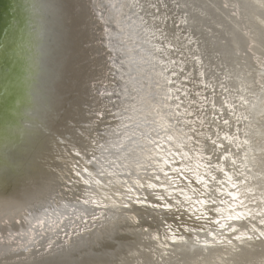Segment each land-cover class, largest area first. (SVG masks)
I'll return each mask as SVG.
<instances>
[{
	"label": "snow or ice",
	"instance_id": "1",
	"mask_svg": "<svg viewBox=\"0 0 264 264\" xmlns=\"http://www.w3.org/2000/svg\"><path fill=\"white\" fill-rule=\"evenodd\" d=\"M55 7L56 58L63 55L70 23L89 9L95 29L92 39L100 47L93 58L96 68L80 81L82 99L50 130L57 147L63 146L62 166H57L58 195L54 205L36 210H43L44 215L31 216L28 232L17 233L22 239L27 237L23 247L40 244L36 237L51 232L56 238L49 236L46 247L35 248L50 257L42 264H70L66 256L84 245L86 236L127 228L150 233L154 225L145 222L138 207L161 212L163 240L160 225L152 239L164 248L178 240L192 243L191 238L177 234L181 227L197 237L196 244L203 233L205 247L264 237V193L257 196L248 180L247 135L241 139L235 105L224 111L230 104L227 97L219 108L212 99L209 114L207 89L215 97L217 86L227 88L219 79H208L200 40L189 26L187 12H181V0H56ZM230 7L235 5H223ZM124 34L130 40L135 34L132 52L147 65H137L139 80L129 74L140 88L121 83L129 63ZM229 115L236 118L235 132ZM129 144L134 146L129 148ZM193 153L202 161L196 170L190 166ZM189 173L200 187L193 185ZM184 180H188L186 185L181 183ZM218 204L227 205L226 215ZM174 209H183L203 223L189 225L182 216H175L181 224L174 230L163 216ZM243 220L247 225L235 223ZM0 222L7 223L2 218ZM15 223L23 225L24 221L16 219Z\"/></svg>",
	"mask_w": 264,
	"mask_h": 264
},
{
	"label": "bare ground",
	"instance_id": "2",
	"mask_svg": "<svg viewBox=\"0 0 264 264\" xmlns=\"http://www.w3.org/2000/svg\"><path fill=\"white\" fill-rule=\"evenodd\" d=\"M222 1L218 0L217 4ZM237 1L235 0L234 4ZM254 1L264 5V0ZM194 3V0H181L184 6L181 12H187L189 26L200 40L202 53L205 50L211 52L208 49L213 48L212 53L217 55L213 57L222 61L218 65L213 64L210 57L204 58L206 71L209 73L208 79L213 82L219 79L227 88V91H224L217 86L215 97L212 96V89H207L210 98L207 103L209 114L212 99H215L219 108L225 104L227 97L230 104L224 109L225 112L229 111L232 104L235 105L236 117H239L241 124V139L246 134L249 142L246 145L248 152L245 161L251 167L248 180L259 196L264 193V54H261L264 51V40L262 41L263 36L256 38L251 35L258 30L259 23L254 26L252 21L245 20L255 30L252 32L245 24L246 31L241 29L239 25L243 22H240L232 27L237 30L235 33L234 29L227 27L231 26L230 24L224 27L221 22L214 24L212 21L201 19L202 15L201 18L198 17L201 12ZM214 3L213 5H216ZM247 3L245 4L252 12L259 7L257 3ZM189 4H192V9L188 7ZM55 5L56 0H0V218L7 221L0 222V264H42L50 259L46 254L35 252V248L40 247V244L46 247L49 236L56 238L53 233H46L44 238L36 237L40 244L30 245L31 251L23 247L27 243V237L22 239L17 233L28 232L33 214L44 215L43 210L36 213L37 209L54 205L58 195L57 166H62L60 154L63 146L57 147L58 141L51 139L50 130L56 121L65 115L66 110L75 109L77 102L82 99L80 81L96 68L93 63L95 49L90 31L85 29V15L70 23L63 55L56 58L58 37ZM202 5L204 6L201 3L200 6ZM230 9L233 11L234 8ZM240 15L241 13L236 17L238 21ZM259 15L255 14L254 17L264 24L263 14V17ZM214 21L216 22V19ZM216 26L218 29H215ZM240 33L246 34L244 37L249 42L245 43L246 40L244 41ZM135 40L133 34L132 39H129V63L125 66L124 80L121 81L122 84L127 82L130 89L141 87L140 83L136 82L140 79L137 65L147 67L145 61L132 52ZM256 46L262 49L259 50L261 53L257 52ZM207 53H203V56L212 55ZM31 64L34 65L32 71ZM129 74L136 80H130ZM143 83L146 92V78ZM228 118L232 120L231 130L235 132L236 118L232 115ZM220 123L221 127L227 130L222 120ZM124 143H128L127 139ZM133 146L129 144V148ZM233 151H236L234 147ZM193 156L195 158L190 161V166L196 170L197 164L202 161L199 160L198 154L193 153ZM188 178L195 185V178L191 173ZM181 183L186 185L188 180ZM150 199L154 201L155 198L150 195ZM63 203L64 201H61V205ZM217 206L223 208L224 214H227V205ZM136 210L146 223H153L154 227L150 233L127 228L105 236L99 233L91 235L90 238L86 236L87 242L66 256V259L70 264H264V237L243 242L233 241V244H228L225 240L222 243H209L205 247L203 233L199 234L200 243L196 244L197 237L190 232H183L181 227L177 234L191 238L192 243L178 240L164 248L160 246V242L152 239L156 234L155 227L160 225V237L163 240L165 226L161 224V212L146 207H138ZM22 214L24 215L21 216ZM49 214H53L51 209ZM212 215L215 216L216 213L213 212ZM163 216L169 224H173L174 230L175 225L181 224L180 220L174 219L175 216H182L183 222L189 225L203 223L197 222L195 216L190 218L183 209L178 212L174 209L172 213H163ZM16 219H22L23 225L15 223ZM235 223L247 225L248 222L243 220ZM60 237L62 241L63 233H60ZM9 245L14 250H10Z\"/></svg>",
	"mask_w": 264,
	"mask_h": 264
},
{
	"label": "rangeland",
	"instance_id": "3",
	"mask_svg": "<svg viewBox=\"0 0 264 264\" xmlns=\"http://www.w3.org/2000/svg\"><path fill=\"white\" fill-rule=\"evenodd\" d=\"M187 1H189V0H187ZM192 0H190V2H191ZM196 3H194V4H197V5H199V6H197V5H195L196 6V8H197V10H199L200 12H201V14L198 16V17H200L201 18V15H202V18L201 19H206V21H208L209 20V22L210 21H212V22H214V24L215 23H223V26L224 27H226L228 24H230L231 26H227L229 29H234V28H232V27H234V26H236V25H239L240 24V22H243L242 24H240L239 26L241 27V29H243L244 28V24H245V27L247 28V29H252L248 24V22H251L252 21V23H253V25L254 26H257L258 25V23H259V27L257 26V31H258V33H260V34H258L257 33V31L256 32H254L255 34H251V35H253V37H255L256 36V38L258 37V36H263V38H262V41L264 40V24L262 23V22H260L256 17H254L255 16V14H260L259 16H261V14H263V16H264V5L263 4H260V2H255L254 0H239V1H237V2H239V3H237V2H235V4H234V1H232V0H229V1H225V0H219V1H222L224 4L227 2V3H229L230 1V5H235V7H230V8H234L233 9V11H235V13L236 12H240L241 13V17H240V20L238 21V19L236 18L239 14L237 13L236 14V16L235 15H232V13H233V11L230 9V8H228V10L226 9V11L224 10V8H223V3L222 2H220L221 4H217V3H219L218 2V0H207V1H210V2H207L206 0H194ZM200 1H201V3L202 4H204V6H205V8H203L204 6L202 5V6H200L201 5V3H200ZM216 2V3H214V2ZM244 1V2H243ZM89 2H91V0H84V3H89ZM207 2V3H206ZM211 2H212V5H210L211 4ZM244 3V5H242L243 3ZM247 2H249V3H251V2H253V3H257V6H259L256 10H254V12H252L250 9V7L248 6L249 4L247 3ZM213 3L214 4H216L217 5V7H216V5H213ZM237 3V4H236ZM245 3H247V4H245ZM259 3V4H258ZM239 4V5H238ZM221 5V6H220ZM218 6H219V9H221L220 11H219V9H218ZM237 6V7H236ZM240 6V7H239ZM246 7V9H245V7ZM188 7L189 8H191L192 9V4H189L188 5ZM209 7V8H208ZM212 7H214V8H212ZM221 7V8H220ZM207 8V9H206ZM216 8H217V10H216ZM242 8H244V9H242ZM248 8H249V11H247L248 10ZM207 11H206V10ZM209 9V10H208ZM213 9V10H212ZM240 9H242V10H240ZM259 9V10H258ZM262 9V10H261ZM203 10V11H202ZM211 10V11H210ZM237 10V11H236ZM230 11V12H229ZM255 11H257V12H255ZM207 12V13H206ZM212 14H211V13ZM221 12H223V13H220ZM228 12H229V14H228ZM245 14H244V13ZM260 12V13H259ZM203 13V14H202ZM206 15H205V14ZM215 13H217V15L215 14ZM190 14H192V11L190 12ZM208 14H211V16L210 15H208ZM220 16H219V15ZM252 14H253V16H252ZM90 15H91V10L89 9L88 10V14H86L85 15V19H86V22H85V29L86 30H88V31H90V35L91 36H93L94 35V32H95V29H94V26H93V23H92V21L89 19V17H90ZM213 15H215V16H213ZM226 15V16H225ZM231 15V16H230ZM247 15V16H246ZM249 15H251V17L249 16ZM204 16V17H203ZM206 16V17H205ZM210 18H209V17ZM233 16V17H232ZM243 16V17H242ZM244 16H245V18H244ZM263 16H261V17H263ZM213 17V18H212ZM217 17V18H216ZM221 17H223V18H221ZM248 17V18H247ZM254 17V18H253ZM209 18V19H208ZM211 18H212V20H211ZM225 18V19H224ZM227 18V19H226ZM233 18H235L236 19V21H235V19L233 20ZM242 18H244V19H242ZM264 18V17H263ZM216 19V22L214 21ZM221 19V20H220ZM230 19H231V21H230ZM229 20V21H228ZM232 20H233V22H232ZM244 20V21H243ZM248 21V22H246V21ZM257 20V21H256ZM205 21V20H204ZM204 21H203V24H204ZM229 22V23H228ZM235 22H236V24H235ZM245 22V23H244ZM258 22V23H257ZM113 23L115 24V21H113ZM232 23V24H231ZM248 23V24H247ZM197 24V23H196ZM213 24V23H212ZM233 25V26H232ZM263 26V27H262ZM200 28H201V25H200ZM215 29H218V27L216 26V28ZM212 30V29H211ZM244 30L246 31V29L244 28ZM127 31H129L128 29H126V32ZM235 33H236V31L237 30H233ZM252 32L253 31H255L254 29H252L251 30ZM248 32V31H247ZM242 33V32H241ZM240 33V34H241ZM249 33V32H248ZM88 34H89V32H88ZM203 34V33H202ZM239 34V35H240ZM263 34V35H262ZM242 35V34H241ZM202 36H204V35H202ZM247 36L246 34L245 35H242V37H243V39H244V41H245V43H247V42H249V40H247V38L245 39V37ZM205 37V36H204ZM92 38V37H91ZM117 39H119V38H117ZM123 40H124V50L125 51H127V53H128V55H127V57H126V59H127V61H128V57L130 56V51H131V48H130V42H129V37H128V35L127 34H124L123 35ZM92 44L94 45V49H95V52H94V57H97V53H96V49L98 48V47H100V45L95 41V40H93L92 39ZM246 45V44H245ZM256 47H258V46H256ZM209 51H211V52H208L207 50H205L203 53L204 54H206L207 52V54H210V53H212V51H214L213 50V48H209L208 49ZM249 50V49H248ZM256 50H257V52L259 51V50H262V49H259V47L258 48H256ZM264 51H262V53H261V51H259L258 53H261V54H264L263 53ZM203 54V55H204ZM211 55V54H210ZM213 56H215V57H217V55L216 54H214V53H212V55L211 56H206V57H204V58H207V57H210L211 58V61H212V63L213 64H215V63H218V65H219V60H217V59H215ZM214 58V59H213ZM222 62V61H221ZM220 62V63H221ZM109 63H110V61H109ZM218 67H220V66H218ZM221 68V67H220ZM139 87V86H138ZM140 88V87H139ZM223 104V103H222ZM223 135V134H222ZM26 183V182H25ZM28 183H30V182H27V184ZM1 195V194H0Z\"/></svg>",
	"mask_w": 264,
	"mask_h": 264
}]
</instances>
